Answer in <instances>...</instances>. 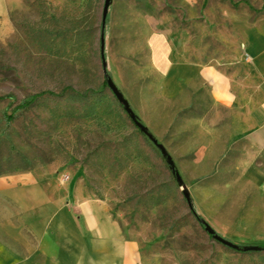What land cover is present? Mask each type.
<instances>
[{
    "label": "rangeland",
    "instance_id": "374dc122",
    "mask_svg": "<svg viewBox=\"0 0 264 264\" xmlns=\"http://www.w3.org/2000/svg\"><path fill=\"white\" fill-rule=\"evenodd\" d=\"M103 3L18 0L12 26L0 28V158L5 169L23 167L0 175V222L19 237L9 243L24 250L23 258L41 259L27 252L38 246L40 215L51 209L47 200L69 201L73 216L86 210L99 221L94 229L119 230L134 242L139 264H264V250L246 253L215 241L192 213L239 246L264 247V184L245 177L249 146L225 143V134L239 130V110L217 107L222 141L209 140L213 110L206 91L190 104L162 97L141 41V32L145 39L153 28L171 29L174 42L185 32L182 48L189 57L242 73L238 60L245 28L256 21L254 0H111L102 34ZM39 26L56 29L58 44L73 29L89 26L91 45L81 56L70 43L61 44L59 53L43 51L29 37ZM101 41L110 78L171 156L183 186H176L165 157L101 85ZM63 87L91 88L90 105L101 101L90 110L43 93L5 126L14 105ZM7 138L30 164L9 159L14 150ZM225 145L230 148L221 150Z\"/></svg>",
    "mask_w": 264,
    "mask_h": 264
},
{
    "label": "crops",
    "instance_id": "0c3cea01",
    "mask_svg": "<svg viewBox=\"0 0 264 264\" xmlns=\"http://www.w3.org/2000/svg\"><path fill=\"white\" fill-rule=\"evenodd\" d=\"M17 1L0 0L1 29L12 26L10 13ZM254 2L256 21L245 28V42L238 60L245 67L242 73L228 67L204 65L198 58L189 57L182 48L187 43L185 32L174 42L171 29L153 28L145 39L141 32V41L147 47L148 67L158 78L162 97L167 100L183 97L184 103L190 104L206 91L213 110L208 120L212 130L209 140L222 141L216 129L220 127L216 108L239 110V130L225 134V143L241 140L249 146L250 160L244 174L260 186L264 184V0ZM176 46L181 49L176 50ZM227 148L230 145L221 150ZM47 201L51 209L40 215L41 231L34 237L38 246L27 252L42 258H23L24 250L9 243V237H19L9 235L7 223L0 222V264H139L135 243L126 240L119 230L94 229L99 221H93L95 218L91 219L88 211H83L82 217L73 216L71 202ZM83 217L85 225L91 228L88 232L82 229V219L76 220Z\"/></svg>",
    "mask_w": 264,
    "mask_h": 264
},
{
    "label": "trees",
    "instance_id": "16d2710c",
    "mask_svg": "<svg viewBox=\"0 0 264 264\" xmlns=\"http://www.w3.org/2000/svg\"><path fill=\"white\" fill-rule=\"evenodd\" d=\"M106 21H107V17H106L105 23H106ZM55 31H56V29H53V28H47V27L43 28L41 26L36 27V28L33 27L29 31V37H30L31 41L38 48H40L41 50L46 51V52L59 53V50L61 48L60 47L61 44L63 46H65L64 45L65 43H70V45H74V48L78 51L79 56H81L82 49L85 45H89V44L91 45V41L93 38L92 28L89 26H86L84 28L73 29L69 36H61L62 40L60 41V44H58V41L56 40V36H55L56 34H54ZM101 32H102V34L104 32V26H102V25H101ZM100 50H101V54H102L103 48H101V45H100ZM103 54H104V52H103ZM107 77H110V74L106 70V72L104 74V78L101 82V85L103 87H108L107 83H106ZM91 90H92L91 88H87L85 91L84 90L78 91V90L71 89V87H63L61 93H59V94L53 93L52 91H45V92H40L39 94H34L31 97H29L27 100H23V101L17 103L16 105H14V107L11 109V112L4 115L5 126L8 127L10 125L11 121L14 120V118L16 116V112H18L20 110L28 109V108L32 107L34 104H36V102L42 96L43 93H48L50 96H56V97H60V98L63 97L64 102L67 104L68 103H70V104H75V103L81 104L90 110H94V108L96 107V103L101 101V99L99 98L98 101L96 100L94 105H90L89 97H90V91ZM120 106L123 109V106L121 104H120ZM126 115H127V118L129 119L130 123L134 126L135 129H137L138 133L143 138H145L147 141H149L150 139L147 137V135L144 132H142L140 130V128L135 124L134 120H132L128 116V114H126ZM136 119L139 122H141L137 115H136ZM6 141L8 143V147L10 148V150H14L13 154L12 153L9 154V159H17L20 162H24L27 164L31 163V160L25 154H23L22 152H20L14 148V146L10 143V140L8 138L6 139ZM149 143L153 144V142L151 140L149 141ZM160 155H161V153H160ZM162 158L164 159V156H162ZM21 168H23V167L17 165L11 169H5L2 166V161L0 158V175L5 174V173H10V172H13V171L21 169ZM167 168H168L171 176L175 180L176 186L179 187L180 183L177 182L176 177H175V171H177L176 167L174 166V169H172L169 166H167ZM192 213L197 218V220H199V222H201L202 218L199 215H197L193 209H192ZM260 250H262V249H260ZM260 250H245V251L244 250H237V251L250 253L253 251H260Z\"/></svg>",
    "mask_w": 264,
    "mask_h": 264
},
{
    "label": "water",
    "instance_id": "95a60500",
    "mask_svg": "<svg viewBox=\"0 0 264 264\" xmlns=\"http://www.w3.org/2000/svg\"><path fill=\"white\" fill-rule=\"evenodd\" d=\"M111 0H104L103 3V8H102V26L105 25V20L107 17V13H108V9L110 6ZM101 48H103V41H101ZM101 60H102V67H103V73L105 74L106 72V64H105V56L103 54V50H102V54H101ZM106 83L108 88L110 89V91L112 92V94L114 95V97L117 99V101L123 106V109L125 111L126 114H128V116L134 120L135 124L140 128V130L142 132H144L147 137L153 142V144L159 149L160 153L165 157L166 162L168 164V166L172 169H174V163L173 160L171 158V156L168 154V152L166 151V149L164 148V146L162 144H160L152 135L151 133L148 132L146 126H144L141 122H139L136 119V114L135 112L132 110V108L129 105V102L124 98L123 94L118 90L117 86L114 84V82L112 81V79L110 77L106 78ZM175 177L178 183H180V186H183L182 184V179L179 175V173L177 171H175ZM182 193L187 201L188 206L191 208V204L189 201V194L186 188H183ZM204 228V230L207 232L208 235H211V237L229 247L232 248L234 250H264V247H259L256 245H245V246H239L227 239H225L224 237H222L221 235H219L208 223H206L204 220H201L200 222Z\"/></svg>",
    "mask_w": 264,
    "mask_h": 264
},
{
    "label": "built area",
    "instance_id": "2783aa9c",
    "mask_svg": "<svg viewBox=\"0 0 264 264\" xmlns=\"http://www.w3.org/2000/svg\"><path fill=\"white\" fill-rule=\"evenodd\" d=\"M67 179V178H66Z\"/></svg>",
    "mask_w": 264,
    "mask_h": 264
}]
</instances>
